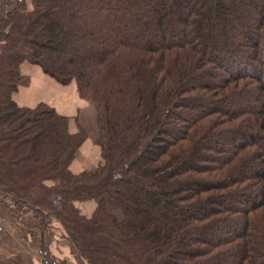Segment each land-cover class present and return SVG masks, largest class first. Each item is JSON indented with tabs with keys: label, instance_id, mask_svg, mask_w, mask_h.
Returning <instances> with one entry per match:
<instances>
[{
	"label": "trees",
	"instance_id": "16d2710c",
	"mask_svg": "<svg viewBox=\"0 0 264 264\" xmlns=\"http://www.w3.org/2000/svg\"><path fill=\"white\" fill-rule=\"evenodd\" d=\"M16 2L0 16V186L16 210L53 214L87 264H221L234 253L225 264H264V0H196L176 23L181 0H118L126 11ZM224 17L243 30L223 29ZM152 18L157 41L139 34ZM25 62L75 81L95 109L96 171L70 169L89 138L82 125L72 134L50 105L14 100ZM248 99L255 110L224 107ZM86 201L98 203L90 218L75 207Z\"/></svg>",
	"mask_w": 264,
	"mask_h": 264
},
{
	"label": "rangeland",
	"instance_id": "374dc122",
	"mask_svg": "<svg viewBox=\"0 0 264 264\" xmlns=\"http://www.w3.org/2000/svg\"><path fill=\"white\" fill-rule=\"evenodd\" d=\"M101 1H105V0H101ZM195 1L196 0H192V1L190 0V2H188L187 0H181V3L179 4L180 6L172 9L171 14H169L170 17L169 20L172 21L173 23H176V20L182 17V15L184 14L186 7L190 6L191 2L192 4L195 3ZM117 2H114L112 0L113 6L116 7L120 6L122 7L123 11L130 9L129 7L130 5L127 4L128 1L123 4ZM26 3H27V9L32 10L33 9L32 0H27ZM128 3L131 2L129 1ZM16 6H17L16 0H0V16L6 15V13L12 11ZM148 7H150V4L147 3L143 8L134 10L133 11L134 17H137L141 13V11H143ZM225 12H228L231 15L229 16V18H232L233 16L236 15L237 10L233 8L230 9L228 8L225 9ZM152 19H151L152 21L149 23L151 24V26L149 28L142 29L139 34H141V36L145 39L147 38L150 40L157 41L159 39L154 29L155 18ZM222 21H224L222 22L223 29L224 27L228 26L231 28L236 27L235 29L243 30V26H244L243 23H239V25L237 26L235 24L234 25L228 24V18L225 17L223 18ZM169 33L174 34L175 33L174 29H170ZM82 54L84 55L85 58H88V55H91L92 58H97L100 56V54H96L94 52L92 54L91 53L88 54L85 52ZM34 66H38V65H34ZM25 79L26 81L21 86L29 85V80L26 77ZM208 80H215V79L212 78L208 79L204 77L203 78L193 77L191 79V82L193 84H197L199 82H204ZM43 81L45 82V80ZM44 82H42L43 85L46 83ZM72 83L76 84L75 81H73ZM224 107L227 108L226 110H230L229 112H232L234 110H240L242 108L247 111H253L256 109L255 103L249 99L246 101L236 100L235 102L227 104ZM189 113L195 114V111L192 109ZM220 146L222 148L230 149L231 142L226 141L225 137L221 138ZM2 150H3V146H0V154ZM101 161H102V152H101ZM1 166H6V163L3 160L2 156L0 155V167ZM54 185L55 184L53 182L46 183V186L48 188H53ZM6 193H7V189L0 186V239L5 235H9V237L12 238L13 236H17L19 239L26 242L27 246L25 248L26 250L24 249L25 254H21V253L18 254L15 252L10 255L8 254V250H6L7 253L0 252V264H76V263L87 264L86 261L83 260L82 257L80 256L81 255L80 252H76L75 244H78L75 241L76 236L73 234V232H71V230H68V226L59 222L57 218L49 212H46L44 210L37 211L38 208L36 207L35 209H28V207L23 206L22 209L16 210L15 208L16 206L14 205V202L10 199V197L6 196ZM42 193L43 192H41L39 196H43ZM112 202L114 203V201ZM81 214L84 215L82 212ZM119 214L121 215L120 212ZM41 235H43L44 237L43 242L39 241ZM0 246H1V242H0ZM7 254L9 256H7ZM234 256L235 253L232 255H228L226 258H224L225 263L232 261V259H234ZM225 263H221V264H225Z\"/></svg>",
	"mask_w": 264,
	"mask_h": 264
},
{
	"label": "crops",
	"instance_id": "0c3cea01",
	"mask_svg": "<svg viewBox=\"0 0 264 264\" xmlns=\"http://www.w3.org/2000/svg\"><path fill=\"white\" fill-rule=\"evenodd\" d=\"M21 72L29 80V85L20 86L18 92L14 95L16 103L20 107L28 108H34L40 103L50 105L59 114L70 118V132L72 134H76L79 131V124L82 125L88 132L89 138L78 150L77 156L71 165V171L75 175L82 172L92 173L96 171L101 162V149L96 144L97 126L95 109L90 103L80 98L75 83L68 86L62 85L54 78L45 74L39 66H34L27 62L21 66ZM42 82L45 84L43 85ZM114 205L112 201L109 202L110 211L117 213ZM75 206L86 217H91L97 208V202H76ZM39 241H44L43 235L40 236ZM0 242V252L7 253L6 250H8V254L10 255L15 252L25 254L24 249L27 244L17 236H13L12 238L9 235H5L1 237ZM80 249V246L75 244L76 252H80ZM8 254L7 256H9Z\"/></svg>",
	"mask_w": 264,
	"mask_h": 264
}]
</instances>
